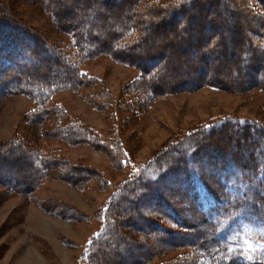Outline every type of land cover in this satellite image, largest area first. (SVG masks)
<instances>
[{"label":"trees","instance_id":"16d2710c","mask_svg":"<svg viewBox=\"0 0 264 264\" xmlns=\"http://www.w3.org/2000/svg\"><path fill=\"white\" fill-rule=\"evenodd\" d=\"M75 2H83L84 11L67 26L73 44L65 48L21 22L15 0H0V99L32 98L31 139L41 135L87 145L105 154L116 171L132 172L92 218L63 204L48 209L38 203L58 218L101 222L76 264H120L123 259L128 264H264V124L220 119L179 135L147 162L134 164L118 130L102 135L81 122H67L64 108L52 102L59 92L92 87L97 92L89 102L107 108L109 91L83 71L86 61L101 55L140 70L129 92L141 114L167 94L158 82L164 70L174 73L169 79L175 92L218 87L210 78L228 65L242 76L233 85L264 90V0H41L54 19L73 12ZM235 8L242 19L253 18L242 20V38L235 35ZM216 29L202 36L203 30ZM244 31L255 33L257 42ZM226 56L237 65L226 63ZM210 58H215L213 69ZM41 125L49 126L46 133L38 129ZM18 158H25L32 172L22 174L15 166ZM20 173L31 181L18 178ZM49 177L97 192L113 187L96 170L26 147L24 136L0 146V187L31 195ZM179 251L178 258L165 257Z\"/></svg>","mask_w":264,"mask_h":264},{"label":"rangeland","instance_id":"374dc122","mask_svg":"<svg viewBox=\"0 0 264 264\" xmlns=\"http://www.w3.org/2000/svg\"><path fill=\"white\" fill-rule=\"evenodd\" d=\"M15 1L14 9L21 22L45 36L50 43L65 48L72 46L73 38L66 29L76 22L79 13L84 11L83 2H75L71 6L74 11L66 17L54 19L42 8L41 0ZM149 1L157 3L165 0ZM54 6L60 7V4L55 3ZM235 10L232 18L239 24L235 35L242 38L245 37L242 33V20L252 22L253 18L245 15L242 19L241 11L237 8ZM89 14H93L92 10ZM110 21L113 22V18ZM119 22L123 23L124 20L117 23ZM223 26L227 27L226 24L220 27ZM108 28L107 26L106 29L109 30ZM218 30H203L202 36L216 33ZM244 33L248 35L249 40L257 42L255 33ZM228 34L229 37L234 36L230 35V31ZM158 35L164 34L158 32ZM184 55L185 58L191 57L189 54ZM226 57V63L233 60V63H230L237 65L234 57ZM171 61L177 62L175 59ZM214 61L215 58H210L208 63L212 69L216 64ZM83 71L102 81L104 91L108 90L111 95L109 106L100 110L89 102L90 96L97 92V88L92 87H85L80 92H59L53 97V104L64 108L67 122H81L102 135L118 130V135L127 152L132 155L134 164L147 162L179 135L220 119H242L264 124V90H247L241 88V85H233L232 81L242 76L234 73L233 67L229 65L221 68L219 66V73L214 72L210 78L218 87L205 86L191 92H175V85L169 79L174 73H166L164 70L158 82L159 85L163 84L168 92L142 114L133 107L131 102L134 97L129 92V87L141 76L140 70L135 66L118 62L109 55H101L86 61ZM246 82L252 84L249 78ZM34 108L32 98L24 94L0 99V144L19 135L24 136L26 147H37L43 152L54 153L71 165L96 170L111 181L113 187L97 192L73 187L53 177L44 178L31 195L11 193L7 188L0 187V264H76L86 242L100 230L101 222H77L58 218L39 208L38 203L45 202L44 206L48 209L63 204L84 217L92 218L100 212L116 187L132 172L116 171L105 154L87 145H70L60 139L41 135L32 138L33 141L29 137L28 129L31 128L30 112ZM47 128L49 126H38V129L45 133ZM18 160L15 166L22 167L21 173L28 175L31 165L25 158L26 162L19 158ZM20 174L17 175L18 178L31 181L30 177ZM159 246L160 244L155 245L156 248ZM182 253L183 251L174 252L165 257L178 258ZM119 263L128 264L124 259Z\"/></svg>","mask_w":264,"mask_h":264},{"label":"crops","instance_id":"0c3cea01","mask_svg":"<svg viewBox=\"0 0 264 264\" xmlns=\"http://www.w3.org/2000/svg\"><path fill=\"white\" fill-rule=\"evenodd\" d=\"M37 212L39 213V211L37 210Z\"/></svg>","mask_w":264,"mask_h":264}]
</instances>
